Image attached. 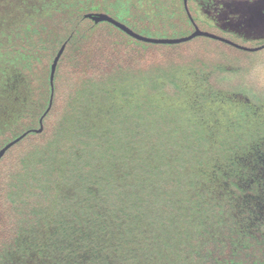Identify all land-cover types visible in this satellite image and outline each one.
I'll list each match as a JSON object with an SVG mask.
<instances>
[{"label":"trees","instance_id":"obj_1","mask_svg":"<svg viewBox=\"0 0 264 264\" xmlns=\"http://www.w3.org/2000/svg\"><path fill=\"white\" fill-rule=\"evenodd\" d=\"M114 1L94 0L92 13L0 0V77L13 70L23 91L0 149L26 133L0 158V264H264V124L252 111L264 103V56L254 59L264 40L257 50L206 35L140 40L87 16ZM198 1L129 0L111 12L163 35L151 38L197 27L257 46ZM184 71L206 87L202 106L216 92L246 101L209 125L193 106L165 105Z\"/></svg>","mask_w":264,"mask_h":264},{"label":"rangeland","instance_id":"obj_2","mask_svg":"<svg viewBox=\"0 0 264 264\" xmlns=\"http://www.w3.org/2000/svg\"><path fill=\"white\" fill-rule=\"evenodd\" d=\"M129 0H115L113 3L108 4L110 9H105L109 16L116 18V21L123 22L122 15H113L111 9L119 8L120 4L125 5ZM75 2H79L81 5L79 8H90L92 13H98V7L94 3V0H67V4L75 5ZM199 4H204L203 9L204 17H214L218 25L226 28L230 32L234 33L235 37L243 40L248 45H261L264 40V0H199ZM106 7V8H108ZM102 13V12H100ZM142 31L140 35L145 37H163L160 33H152L148 29ZM254 46V47H257ZM251 56V55H249ZM254 59H261L264 56V51L255 55ZM13 70L9 71L4 68L0 77V125L7 123L15 119L21 110L22 105L19 103V97L23 93L22 87L17 88L18 83H10L12 78L11 74ZM185 72V73H184ZM182 72L180 88L183 91L179 96L174 98L163 97V102L166 104H181L195 107L197 110L206 112L203 118L209 125V123H216L222 121V108H228L229 106L236 107L242 101H246L240 94H231L225 92H216L211 96L205 105H200L197 98L196 89H205L202 82L195 76H188L187 71ZM6 86V88L3 87ZM165 100V101H164ZM253 114L256 121L260 124H264V103L261 105L253 106ZM199 118V116H197Z\"/></svg>","mask_w":264,"mask_h":264},{"label":"water","instance_id":"obj_3","mask_svg":"<svg viewBox=\"0 0 264 264\" xmlns=\"http://www.w3.org/2000/svg\"><path fill=\"white\" fill-rule=\"evenodd\" d=\"M184 3L186 4V0H184ZM89 17H91L92 19H94L95 21H101V20H106V21H109L115 25H117L118 27H120L121 29H123L124 31H126L129 35L137 38V39H140V40H144V41H152V42H162V43H165V42H168V43H177V42H183V41H186V40H189L197 35H206V36H209V37H212V38H217V39H220V40H223L227 43H230L232 45H235L237 47H241L245 50H257L259 49L261 46L259 47H246V46H241L233 41H230L228 39H224L222 37H219L217 35H214L212 33H209V32H206V31H202L200 29H198L197 27H195L194 31L189 34L188 36L186 37H180V38H176V39H157V38H150V37H145L143 35H140L134 31H132L130 28H128L126 25L116 21L115 19H113L112 17L106 15V14H95V15H87ZM64 49V45L59 49V51L57 52L56 56L54 57L53 59V62L51 64V70H50V84H51V97H50V101H49V106L46 110V112L49 110V108L51 107V102H52V95H53V76H54V71H55V67H56V64H57V61H58V58L60 57L62 51ZM45 112V113H46ZM44 113V114H45ZM44 116V115H43ZM43 116L39 119V123H40V127L39 129H36L37 132H40L42 130V119H43ZM26 133H23L22 135L16 137L14 140H12L11 142L7 143L6 145H4L1 149H0V158L3 156V154L6 152V150L15 142H17L19 139H21Z\"/></svg>","mask_w":264,"mask_h":264}]
</instances>
